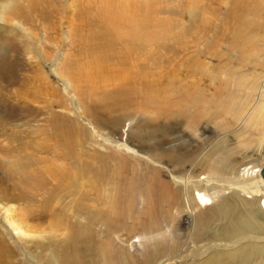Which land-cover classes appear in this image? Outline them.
Returning <instances> with one entry per match:
<instances>
[{
	"label": "rangeland",
	"instance_id": "obj_1",
	"mask_svg": "<svg viewBox=\"0 0 264 264\" xmlns=\"http://www.w3.org/2000/svg\"><path fill=\"white\" fill-rule=\"evenodd\" d=\"M7 13L0 240L17 264H31L25 255L55 263L56 247L71 238L94 264H215L264 248V225L261 239L234 236L232 247L216 238L230 219L198 220L192 199L193 185L212 205L233 189L264 199L258 179L241 174L264 159L254 126L242 130L264 111V0H13ZM182 151L187 184L173 175ZM153 178L180 203L157 201ZM235 178L254 192L227 183ZM5 207L45 215L44 229L55 212L66 232L18 239ZM258 218L264 224V213Z\"/></svg>",
	"mask_w": 264,
	"mask_h": 264
},
{
	"label": "bare ground",
	"instance_id": "obj_2",
	"mask_svg": "<svg viewBox=\"0 0 264 264\" xmlns=\"http://www.w3.org/2000/svg\"><path fill=\"white\" fill-rule=\"evenodd\" d=\"M12 1L13 0H0V19H4V20L10 19L8 18L9 15L7 11L11 8ZM193 4L191 5L189 4V7H193L192 6ZM141 32L144 33V31L138 30L139 35ZM258 106H261V105H258ZM263 114H264V111L262 110V107L256 108L252 112L250 117L246 120V122H244V125L242 126V130H245L246 127L252 126V125L257 130V137L255 139L256 148H258V146H260L261 144L264 146V115ZM153 130H154V127H153ZM236 133L239 134V131ZM151 135H153V133ZM225 141L226 140H224L223 138L218 140L215 147L222 148L223 144H225L224 143ZM183 148L184 147H180L178 148L177 151L180 152ZM187 154H189V152L182 151V157L179 158V160L174 159L172 161L173 164L178 165L177 168L173 169L176 172V173H173V175L179 177V179H182L183 184H187L188 179H189V178L183 177V175L185 174L184 173L185 171L183 172L182 167H181L183 160L187 157ZM263 161L264 159H262L261 162L258 163L257 165L258 167H255V168H253V166L252 167L244 166L241 169V174L242 176L243 175L248 176V174H250L251 176H255L264 190V179L260 172V168H261ZM44 168H47V166H45ZM44 168H43V172L45 170ZM205 171H208V174H207L208 178H211V175L213 176L214 174H216L215 167L212 168L211 171L207 169H205ZM251 179L253 180L254 178L251 177ZM152 180L153 181L150 183V185L156 189V192L153 195L156 197L157 201L165 200V201L170 202V201H175L177 199L178 203H180V199L177 198L178 197L177 190H170L166 182L155 180V178H153ZM227 183L229 185L238 186L242 190L246 191L247 193L254 192L248 180L246 182V180L243 181L241 179L238 180L235 178V180L233 181H230L229 179ZM41 185L42 183L40 182H35V183L30 184V186H36L37 189ZM193 186L194 188L192 192L193 193L192 199L195 205H197L200 208V212L197 215L198 220H202L201 218H203V216L205 217L209 213H211L212 218L217 217L218 219L219 218L230 219L226 225V228H224L225 230L223 229L224 231L222 230V232H220L222 233V236H220L221 234L218 232L219 234L217 235L216 238H218L219 240L221 239L226 242H229L228 245L232 247L236 243L240 242V239L234 236H239V238H244V237L249 238L248 235L254 234V235H251L250 237H255V239H261L260 236H258V232L261 230L264 224L259 220L258 215L259 213H264V199L257 200L254 198H245L242 196L240 197V194L238 193L239 191L236 189H233L230 199H221L217 201L215 205H212L211 196L198 185H193ZM186 190H188L187 187H186ZM3 195L5 199L9 201H13L17 198L12 193L10 194L8 193V195H6V193L4 192ZM20 211H21V215L16 216L14 207H8V208L5 207L6 213L4 216V220L7 223L6 226L9 227L8 231L10 232V234L11 232H15L18 239L22 237H41L42 236L41 233L43 232L53 233V235H55L56 233L62 235L63 231L66 232L67 228L65 226H62V222L58 217H56L57 213L55 212L54 214H49L48 226H47V229L46 228L44 229L42 228V225L41 227L39 225L42 222L46 221L45 215L39 213L35 216L34 215L32 216L28 212V209H22ZM29 222H33V223L30 224ZM231 237L237 238L238 240L232 241L234 238H231ZM70 241H73V243L69 244L68 242H64V243H61L62 245H59L56 247L57 254L55 253V251H53V253L57 255L53 257L55 263L52 261L51 264H94L90 262L87 263L84 260H82L83 259L82 249L86 250L87 248L89 249V247L83 248L84 246L78 243V241L75 238H71ZM215 245L216 244H214V246ZM214 246L212 245V247ZM207 249L208 248L204 249L202 252L208 251ZM262 250L264 251V248L257 249V252L259 253L258 255H257V252H248L247 250H241L238 252L230 253V254H227V256L225 257L227 258L226 260L223 259V261H219L215 264H229V263L231 264H263L264 255L260 254L262 253ZM32 251L35 252V250H32ZM19 254H21V252H19ZM15 256H16V253L12 249L3 248L2 241L0 240V264H17V261L14 260V258H16ZM25 257L28 262H31V264H35L32 262V259H34L33 256L30 255L27 257V255H25ZM35 257H37V254ZM159 262L161 263V261ZM36 263L40 264L38 261H36ZM95 264H96V261H95Z\"/></svg>",
	"mask_w": 264,
	"mask_h": 264
},
{
	"label": "water",
	"instance_id": "obj_3",
	"mask_svg": "<svg viewBox=\"0 0 264 264\" xmlns=\"http://www.w3.org/2000/svg\"><path fill=\"white\" fill-rule=\"evenodd\" d=\"M260 172H261V174L263 176V179H264V161H263V163L261 165Z\"/></svg>",
	"mask_w": 264,
	"mask_h": 264
}]
</instances>
